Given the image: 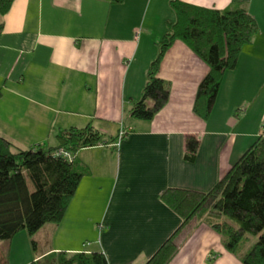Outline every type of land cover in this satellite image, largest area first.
Here are the masks:
<instances>
[{
  "label": "crops",
  "instance_id": "crops-1",
  "mask_svg": "<svg viewBox=\"0 0 264 264\" xmlns=\"http://www.w3.org/2000/svg\"><path fill=\"white\" fill-rule=\"evenodd\" d=\"M172 1L14 0L0 17V136L21 150L55 147L56 135L71 128L91 126L104 138L76 154L89 175L62 221L40 229L46 248L26 252L27 263L102 253L107 264H146L182 224L162 194L207 193L263 132L264 0H179L220 12L242 7L258 32L224 74L206 122L192 108L208 68L178 41L158 75L167 104L149 122L129 116L165 21L174 19ZM187 136L199 141L192 164L183 159ZM23 237L3 242L2 251L9 256ZM224 241L205 221H191L169 264H242L254 245L229 253Z\"/></svg>",
  "mask_w": 264,
  "mask_h": 264
},
{
  "label": "trees",
  "instance_id": "trees-1",
  "mask_svg": "<svg viewBox=\"0 0 264 264\" xmlns=\"http://www.w3.org/2000/svg\"><path fill=\"white\" fill-rule=\"evenodd\" d=\"M13 1L0 0V17L7 15ZM170 9L174 19L165 21L157 56L146 72L141 99L132 106L129 116L149 122L167 104L168 86L158 75L166 53L178 41L208 68L197 87L192 108L193 114L206 122L224 74L236 67L242 48L257 34V25L242 7L220 12L174 0ZM55 138V147L21 150L0 136V242L9 243L21 232L33 237L47 224L58 225L81 179L89 175L76 154L103 144V136L91 126L61 131ZM198 147L196 137L185 138L186 163L195 162ZM59 151L68 153L71 160L58 156ZM161 201L181 218L182 224L146 264H169L177 251L175 239L181 229L199 219L225 236L224 247L229 253H235L247 236L257 237L241 261L264 264V126L252 145L207 193L172 189L162 194ZM31 244L34 251L35 242ZM1 254L0 264H8V254L3 252V257ZM30 264H107V261L102 253H58Z\"/></svg>",
  "mask_w": 264,
  "mask_h": 264
},
{
  "label": "rangeland",
  "instance_id": "rangeland-1",
  "mask_svg": "<svg viewBox=\"0 0 264 264\" xmlns=\"http://www.w3.org/2000/svg\"><path fill=\"white\" fill-rule=\"evenodd\" d=\"M39 234H41L40 237H39L40 238L39 240H38V237H35V236L29 237L26 232H21L17 236H15L14 240H18L17 238L20 235H22L24 237H23L22 241H20L18 243H15V246H14L15 248H13L12 253L10 252V254H9L8 258H7L8 264H28V263L30 264L31 263L30 261L27 263L29 258L27 257V255L25 256V253L28 252L29 253L28 255L30 257H34L37 254L41 253V251L46 248V246L44 244V239H43L44 237L42 235L44 233H38V236H39ZM245 240H246V242L243 245V249H245L246 246H248V245L255 244V242L257 241V237L249 235V236L246 237ZM32 241L36 242V244H35L36 248H35L34 251H33V247H32V244H31ZM0 244H3V242H0ZM0 252L2 253L1 255L3 257L4 254H3V251H2V247H0Z\"/></svg>",
  "mask_w": 264,
  "mask_h": 264
},
{
  "label": "built area",
  "instance_id": "built-area-1",
  "mask_svg": "<svg viewBox=\"0 0 264 264\" xmlns=\"http://www.w3.org/2000/svg\"><path fill=\"white\" fill-rule=\"evenodd\" d=\"M57 155H58V156H61V157H63V158H65V159H67V160H71V156H70L68 153H65L64 151H59V152L57 153Z\"/></svg>",
  "mask_w": 264,
  "mask_h": 264
}]
</instances>
